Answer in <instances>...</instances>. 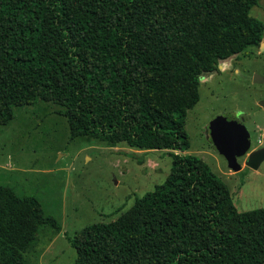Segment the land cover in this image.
I'll return each instance as SVG.
<instances>
[{
  "label": "trees",
  "instance_id": "obj_1",
  "mask_svg": "<svg viewBox=\"0 0 264 264\" xmlns=\"http://www.w3.org/2000/svg\"><path fill=\"white\" fill-rule=\"evenodd\" d=\"M257 3L0 0V124L45 100L64 108L71 137L187 149L201 78L261 44ZM170 154L164 182L73 236L74 264H264V207L238 210L205 159ZM47 226L62 228L38 198L0 185V264H36L29 254Z\"/></svg>",
  "mask_w": 264,
  "mask_h": 264
},
{
  "label": "rangeland",
  "instance_id": "obj_2",
  "mask_svg": "<svg viewBox=\"0 0 264 264\" xmlns=\"http://www.w3.org/2000/svg\"><path fill=\"white\" fill-rule=\"evenodd\" d=\"M250 13L264 23V0ZM199 92L187 113L190 145L181 151L137 149L84 134L71 137L61 105L38 100L14 106V117L0 124V185L38 198L62 227L60 232L49 226L39 231L29 254L32 263L74 264L73 236L91 223L116 219L137 197L164 182L173 164L170 151L205 159L229 185L238 210L264 207V160L257 169L245 165L248 153L264 145V51L249 46L222 60L217 71L201 78ZM225 114L242 120L251 136L238 171L207 136L209 123Z\"/></svg>",
  "mask_w": 264,
  "mask_h": 264
},
{
  "label": "water",
  "instance_id": "obj_3",
  "mask_svg": "<svg viewBox=\"0 0 264 264\" xmlns=\"http://www.w3.org/2000/svg\"><path fill=\"white\" fill-rule=\"evenodd\" d=\"M260 47L264 51L263 41ZM207 136L232 170L242 168L239 158L247 154L252 144L250 132L242 120L231 114L219 115L209 123ZM263 160L264 145L248 153L245 165L257 169Z\"/></svg>",
  "mask_w": 264,
  "mask_h": 264
}]
</instances>
